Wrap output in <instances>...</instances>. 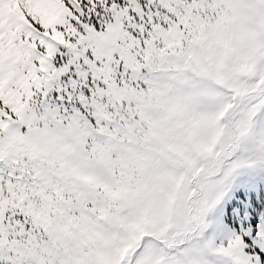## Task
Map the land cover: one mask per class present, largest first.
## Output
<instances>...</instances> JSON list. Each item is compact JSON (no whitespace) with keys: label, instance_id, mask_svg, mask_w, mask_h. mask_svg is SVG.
<instances>
[{"label":"snow or ice","instance_id":"obj_1","mask_svg":"<svg viewBox=\"0 0 264 264\" xmlns=\"http://www.w3.org/2000/svg\"><path fill=\"white\" fill-rule=\"evenodd\" d=\"M0 264H264V0H0Z\"/></svg>","mask_w":264,"mask_h":264}]
</instances>
